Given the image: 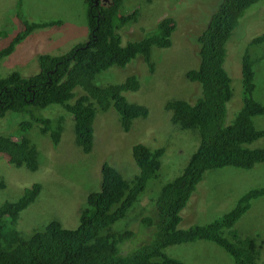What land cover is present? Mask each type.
<instances>
[{
  "label": "trees",
  "instance_id": "obj_1",
  "mask_svg": "<svg viewBox=\"0 0 264 264\" xmlns=\"http://www.w3.org/2000/svg\"><path fill=\"white\" fill-rule=\"evenodd\" d=\"M175 1L183 7L188 2L168 0V4ZM260 1L218 0L213 10L212 5H203L204 11L195 14L194 11L188 18V27L202 19L197 26L198 33L194 35L199 63L186 72L188 80L199 84V93L194 103L172 99L165 107L171 111L169 120L177 137L181 130L195 129L200 142L184 172L163 185L154 216L141 218L150 234L149 240L140 249L123 254L121 243L134 241L137 234L129 228L115 230L113 227L126 217L162 165L164 147L151 148L137 142L132 153L139 173L127 179L117 167L105 161L101 168V189L87 194L86 206L75 228L64 227L61 221L54 219L28 236L18 229L20 212L36 201L42 191L41 182L26 187L17 200L3 203L0 206V264H184L168 255L165 248L198 239L216 242L236 264H262L259 235L242 237L233 227L251 208L253 200L264 196V186L249 189L222 217L187 228L179 226L182 210L207 170L225 166L252 169L264 162V140H261L264 139V128L257 127L254 120L255 116L264 114V101L254 96L255 60L250 52L252 46L264 43V32L243 47L242 105L235 110L234 117L229 112L234 95L232 77L225 65L233 31L247 9ZM123 2L108 0L102 4L101 0L97 3L86 0L88 41L61 55L40 54V71L35 74L24 76L14 70L0 77V116H5L8 111H30L31 106L60 104L72 113L75 142L85 153L93 150L94 120L99 111L106 112L114 107L125 131L132 128L136 118L148 117L150 109L147 105L130 101L125 95L127 91L139 90L141 80L137 73L129 74L121 82L101 85L98 81L100 78L105 83L102 73L113 66L129 67L132 72L139 56L149 71L154 72L157 65L155 52L173 45L178 21L172 15L165 16L156 22V26L143 32L142 37L126 39V28L138 21L140 9L136 6L125 11ZM55 24L61 25L62 20L25 21V28L0 50V57L12 53L16 44L35 29ZM34 122L40 124L42 134H50L54 146L59 145L63 130L59 117H33V120L20 122L23 135L19 139L0 134V153L15 167L25 166L32 171L40 168V151L26 135ZM258 140H261L260 145L253 146ZM6 185L0 173V188Z\"/></svg>",
  "mask_w": 264,
  "mask_h": 264
},
{
  "label": "rangeland",
  "instance_id": "obj_2",
  "mask_svg": "<svg viewBox=\"0 0 264 264\" xmlns=\"http://www.w3.org/2000/svg\"><path fill=\"white\" fill-rule=\"evenodd\" d=\"M101 2L105 4L108 0ZM217 3L218 0H188L183 7L177 1L168 4V0H124L125 11L133 10L136 6L140 9L138 21L130 23L126 28V39L142 37L143 32L156 26L158 20L168 15L177 19L178 28L173 35V45L156 50L154 58L157 65L154 72L149 71L139 56L132 72H129V67L121 69L113 66L102 73L105 83L99 78L101 85L121 82L129 74L137 73L141 78V88L127 91L125 95L130 101L147 105L150 113L148 117L136 118L130 131H125L114 107L106 112L99 111L94 120L95 141L91 152L85 153L76 144L73 115L60 104L31 106V112L8 111L5 116H0V134L11 135L13 138L23 135L20 122L33 120V117H59L63 125L62 138L57 146L53 145L49 133H41L37 122L26 132L40 151V168L36 171L25 166L15 167L0 153V173L7 182L5 188H0V206L6 201L17 200L24 189L33 183L43 184L36 201L20 212L17 227L25 236L43 229L54 219L61 221L64 227H77L86 206L87 194L101 189L102 164L108 161L127 179H132L139 173L132 148L135 143L143 142L151 148H165L161 168L158 175L150 179L126 217L118 220L113 227L115 230L129 228L137 234L134 241L121 243L123 254L140 249L149 240L150 234L144 228L146 224L141 223V218L144 215L154 216L156 200L163 185L184 172L200 142L199 133L195 129L181 130L177 137L169 120L171 111L165 107L168 100L176 98L194 103L199 93V84L188 80L186 72L199 63L194 35L198 33L197 26L202 19L188 27V18L194 11V14L204 11L206 7L203 5L210 4L213 10ZM86 11V0H0V50L7 47L13 37L25 28V21L62 20L61 25L35 29L16 44L12 53L0 57V77L14 70L24 76L35 74L40 71V54L61 55L76 44L87 41L90 29ZM235 29L225 63L234 90L229 108L232 117L242 105L243 47L255 35L264 32V0L250 6ZM250 52L255 60L254 96L264 101V43L252 46ZM254 120L257 127L264 128V114L255 116ZM261 140L252 145H260L258 142ZM3 159L5 162H2ZM258 186H264V162L252 169L225 166L207 170L182 210L179 226L187 228L222 217L245 192ZM233 228L242 237L259 235L257 240L262 245L260 262L264 264V196L253 200L251 208ZM165 252L184 264H236L222 246L207 239L170 245L165 248Z\"/></svg>",
  "mask_w": 264,
  "mask_h": 264
},
{
  "label": "clouds",
  "instance_id": "obj_3",
  "mask_svg": "<svg viewBox=\"0 0 264 264\" xmlns=\"http://www.w3.org/2000/svg\"><path fill=\"white\" fill-rule=\"evenodd\" d=\"M97 2H98V0H96V3H97ZM262 33H263V32H262ZM260 34H261V33H260ZM257 35H258V34H257ZM255 36H256V35H255ZM251 39H252V38H251ZM87 41H88V40H87ZM85 42H86V41H85ZM80 43H81V42H80ZM78 44H79V43H78ZM76 45H77V44H76ZM139 78H140V76H139ZM140 80H141V78H140ZM140 88H141V86H140ZM140 88H139V89H140ZM176 99H183V98H176ZM186 100H187V99H186ZM168 101H169V100H168ZM168 101H167V102H168ZM188 101H189V100H188ZM189 102H190V101H189ZM230 103H231V101H230ZM165 105H166V104H165ZM97 115H98V113H97ZM128 131H130V130H128ZM44 135H46V134H44ZM19 136L21 137V135H19ZM20 137H19V138H20ZM19 138H17V139H19ZM94 191H95V190H94ZM88 194H89V193H88ZM86 198H87V197H86ZM86 202H87V200H86Z\"/></svg>",
  "mask_w": 264,
  "mask_h": 264
}]
</instances>
